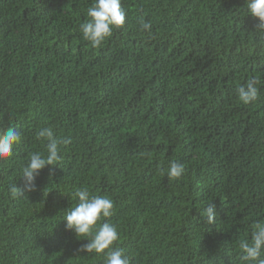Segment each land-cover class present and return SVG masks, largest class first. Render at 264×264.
Listing matches in <instances>:
<instances>
[{"label": "trees", "instance_id": "obj_1", "mask_svg": "<svg viewBox=\"0 0 264 264\" xmlns=\"http://www.w3.org/2000/svg\"><path fill=\"white\" fill-rule=\"evenodd\" d=\"M92 3L0 0V130L22 133L0 159V264H103L65 227L82 187L114 201L108 220L131 264H243L238 242L264 222L259 19L245 0H121L124 26L93 48L79 29ZM253 77L260 96L244 105L236 88ZM41 127L71 143L13 199L45 150ZM172 161L185 166L178 180Z\"/></svg>", "mask_w": 264, "mask_h": 264}, {"label": "clouds", "instance_id": "obj_2", "mask_svg": "<svg viewBox=\"0 0 264 264\" xmlns=\"http://www.w3.org/2000/svg\"><path fill=\"white\" fill-rule=\"evenodd\" d=\"M245 14L258 18L255 27L257 36L264 39V0H245ZM126 10L121 0H93L87 9V17L79 25L84 40L90 42L93 48H100L117 28L124 26ZM143 30L151 31L152 25L148 21L141 22ZM262 81L253 77L245 84L236 88V95L241 103L249 105L256 102L260 96ZM36 138L46 141L44 151L32 152L26 164L22 167L20 178L23 186L15 183L9 186V193L13 199H23L27 193L37 190L36 179L41 170L47 166L60 164L62 160L61 145L71 143V137L57 136L51 127H41L36 132ZM22 143V133L14 125L6 131L0 130V159L13 155L14 149ZM185 173L182 163L172 161L166 175L169 179H180ZM71 196L76 199L74 207H68L64 214L66 229L75 233L77 238L87 239L78 251L102 255L103 264H131L129 255L122 247L117 246L120 234L115 224L108 218L115 213L114 201L107 195H93L87 187L77 188ZM215 204H207L202 216L208 223L216 219ZM240 259L243 264H264V222L257 221L252 225L250 237L241 238L238 242Z\"/></svg>", "mask_w": 264, "mask_h": 264}]
</instances>
